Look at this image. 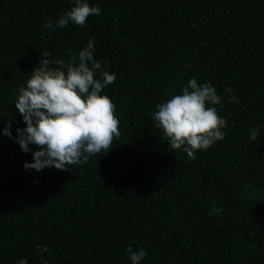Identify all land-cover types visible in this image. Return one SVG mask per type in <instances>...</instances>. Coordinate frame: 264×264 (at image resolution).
<instances>
[{"label": "trees", "instance_id": "obj_1", "mask_svg": "<svg viewBox=\"0 0 264 264\" xmlns=\"http://www.w3.org/2000/svg\"><path fill=\"white\" fill-rule=\"evenodd\" d=\"M89 3L101 12L83 27L50 30L73 0H0V128L24 127L14 101L41 53L67 61L92 40L116 73L101 94L120 130L105 154L40 172L0 133V264H130L140 247L142 264H264V0ZM193 77L216 88L226 119L194 160L151 117Z\"/></svg>", "mask_w": 264, "mask_h": 264}, {"label": "clouds", "instance_id": "obj_2", "mask_svg": "<svg viewBox=\"0 0 264 264\" xmlns=\"http://www.w3.org/2000/svg\"><path fill=\"white\" fill-rule=\"evenodd\" d=\"M73 3L70 10L56 18L55 24L49 18L44 27L54 30L70 23L83 27L89 16L101 12L89 0ZM94 51V42L89 40L86 47L67 61L50 62L47 57L51 53H41L44 58L32 70L25 86L19 88L14 105L24 127H17L13 135L10 118L0 133L16 142L24 153H31V161L23 162L26 170L40 172L46 167L66 170L68 166L85 164L90 156L108 152L114 137L120 136L115 105L101 94L116 80V73L102 69ZM224 91L230 101L237 100L230 88L225 87ZM216 105L223 109L222 97L212 83H198L193 77L181 86L180 93L155 106L152 122L168 138V147L194 160L197 151L225 138L226 119L217 114ZM258 134L259 129L252 128L249 138L255 141ZM212 212L219 213L222 209L214 206ZM38 251L47 249L38 246ZM128 251L130 264H142L147 255L142 247ZM18 264L27 261L22 258ZM42 264L47 261L42 260Z\"/></svg>", "mask_w": 264, "mask_h": 264}]
</instances>
